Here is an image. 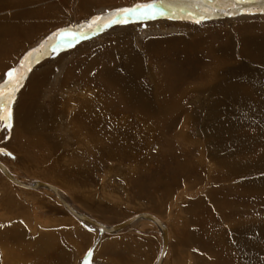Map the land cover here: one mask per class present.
I'll return each mask as SVG.
<instances>
[{
  "label": "rangeland",
  "instance_id": "1",
  "mask_svg": "<svg viewBox=\"0 0 264 264\" xmlns=\"http://www.w3.org/2000/svg\"><path fill=\"white\" fill-rule=\"evenodd\" d=\"M52 1L54 0H34L32 4H35L33 7H38V12H41L45 10L48 4L54 3ZM60 1L61 3L57 6L58 9L55 8L57 12L46 18L39 16L36 12L29 20L22 19V15L19 13L28 10L26 7L22 9V6L18 5L15 9L11 5L12 2L0 4V47L2 52H7L6 54L9 56L7 62L2 61V66H0V88L7 89V85L11 84L15 77L20 81L24 79L35 81L39 75L37 72L40 70L45 71L44 81L47 84H50L51 76L62 72L63 75L58 76L60 85L56 84L55 93H59L58 90L65 85L75 88L84 85L85 90L87 86H85L84 80L90 78L94 73L91 71V67L76 69V66L87 59L86 52L92 51L91 53H93L96 48L101 50L104 47L114 46L112 51L105 50L104 53L96 54L95 58L87 60L88 64L98 63L102 59L108 60L111 56L120 55L121 53L119 54L118 51L125 43L130 47V52H134L133 55L136 56L129 55L140 62L145 60L143 65L145 73L143 76L141 75L140 82L146 87H151L153 84L152 74L147 64L151 60V53L147 50V46L150 41L172 40L174 38L171 37L174 36L179 39L177 45H180L181 48L183 47L180 43V37L185 38L190 44H195L194 51L196 52L202 48L209 49L211 46L212 49L214 46L215 48L212 49L214 52L211 50V53L221 57L223 63L226 62V64L219 73H215L214 76L212 74L213 85L211 90L194 91L195 85L202 80L200 74L191 75V79L190 77L187 78L189 81L191 80L189 83L183 80L179 81L183 84L182 90L178 94V98L182 102L178 107L168 105L161 107L162 118L169 116H174V118L161 125L160 130L162 135L170 140L175 137L182 140L186 139L189 143L187 149L159 146L157 150H153L152 160L147 161L145 163L147 166H144L143 169H141L142 167H135V170L138 171H133L121 161L102 163V160L99 159L101 157L98 155L96 157L97 163L95 162L98 165L93 167L85 163L79 168L72 162V159L67 160L66 154L68 155V152L77 149L79 140L72 137L70 141L69 132L64 135L66 140H62V143L56 140L55 136L51 137L55 125L51 123L48 114V109L51 108L49 106L50 101L45 103L43 99L39 103H42L44 109L42 119L48 125L44 132L46 135L40 132L41 129L34 131L25 128L22 122L20 124L23 127L22 137H8L6 140L0 141V161L23 182L35 183L36 180V182L49 183L59 188L66 196L68 195L80 212L92 216L105 225H118L142 213L156 216L169 229L170 248L164 264H264V53L255 48L260 42V44L264 42V32L262 34L254 33L251 31L255 29L245 30V28H242V31L238 30L236 22L244 19L231 23V21L224 22L211 17L208 21L203 20L201 23H196L195 20L199 18L196 13H204L205 11L200 9L203 6L198 5L194 0L189 3L186 0H164L162 5L156 3V0H123L113 3L94 0L81 4L80 7L84 8L79 10V0ZM179 1L184 2L185 6L188 7L186 9L192 13H185L184 19L181 15L178 16V13L183 14L185 12L182 7L180 8ZM148 3H156L155 18H143L145 14H151L148 9H144L139 14H132L131 16L142 18H129L124 25H131L125 33H121V28L114 24L107 28L101 27L98 31L95 30L97 25H93L92 29L87 28L88 23L95 17L103 15L104 18L101 17L98 22L103 25L108 22L107 18L109 17L122 19L125 14L120 9L134 8L138 4ZM90 4L97 5L91 7ZM210 6L214 5L210 4ZM236 6V10H233L234 8H229V10H233V13H255L250 16H243L249 17L245 20H258L254 22L255 26L257 25L256 22H260L261 18H264V2L261 0H252V2L245 4L237 2ZM215 8L212 10L217 9ZM100 9H106V11L100 14L97 11ZM178 9L182 11L178 12ZM161 11L164 13L163 16L158 14ZM175 20L198 25L200 28L192 30L186 26H176ZM37 22H39V28L35 32L34 38H36L29 40L31 43L29 41L16 43L17 35L22 30L24 32V27L28 26L27 23L35 24ZM133 27L138 30L136 31L139 34V40L131 36L135 33L132 30ZM65 29L74 35H64V37L67 39L73 37L77 40L68 43L65 47L58 45L57 51L51 52L56 56L53 61H42L36 65L38 66L37 69L36 66H31V61L25 60L29 52L33 53V57L30 58L39 56L37 52L40 53V51L34 50L40 49L41 44L45 41H48L47 44H49L52 41L48 39L49 37H54V34L62 33ZM90 31H92L91 35L84 39L83 37ZM81 36L83 39H79ZM124 36H128L129 43L121 39ZM17 46L20 47L18 52L12 55L11 49ZM214 49L221 53H216ZM113 51L116 52L113 53ZM195 59L196 63L192 67L198 65V69L196 67L194 69V73H198L202 67V58L197 59L195 57ZM183 66L181 71L185 72L186 67ZM96 68L98 67L93 68V70L96 71ZM76 70H85V72L90 73H85L82 77L81 73L75 72ZM9 72H16L12 75L13 79L10 77L8 79L7 74ZM69 72L70 75H73L71 80L66 79ZM74 73L80 75H74ZM82 79L84 80L82 81ZM94 82V87H98L97 78L94 79ZM222 86L223 92H218L221 91L219 88ZM246 89H249L250 92H247ZM7 92L5 91V95ZM57 114L61 116L58 111ZM11 118L13 121L10 120V123L17 125L15 123L17 116ZM28 118H24L27 126ZM40 118L36 116L33 119ZM11 127L14 128L12 125ZM44 127L40 128L44 130ZM13 132H17V130ZM25 137L37 139L50 137V141L47 143L56 141L57 144L54 146L59 149V153L51 155L52 157L44 154L47 158H40L41 155H38V151L31 147L32 143H27L31 144L27 145L20 141L21 138ZM42 143L45 142L42 141ZM63 143H66V147L69 148L66 149L62 145ZM197 144L202 147H198ZM91 146L93 149H99L95 148L94 145ZM8 153L12 155L9 156ZM97 159L99 160L97 161ZM53 161L54 163H52ZM216 166L219 169L221 166L223 171L218 172L219 169ZM200 167L204 170L202 173ZM129 177L136 179L133 182H128ZM5 179L0 174V257L2 262L8 252L4 249L7 248L10 251L11 248L21 242V238L24 242H29L35 235L38 236L44 231L43 234H50L51 239H55L50 244L52 247L49 258L51 264H85V262L87 264H156L163 241L161 233L154 223L143 220L118 235L101 234L93 227L73 217L50 191L19 189L18 186ZM190 180H196L201 184L192 188L191 184H187ZM156 184L160 192L165 191V189L168 191L167 187L169 189L172 187V190H169L171 193L166 192V194L157 195ZM163 184L166 185L163 186ZM152 196L156 201H154L155 203L150 202L154 205L148 206L147 199ZM157 197L160 206L156 203ZM200 199L205 201L208 209L211 208V222L205 214H198L195 209H191L192 202ZM224 207L227 208L225 220H223V216L219 215L223 212H217L219 208L224 210ZM157 209L158 211H156ZM241 209L246 210L249 214L257 211V215L254 216L259 218L254 220L248 214L246 215L248 217H241L243 216ZM18 216L19 218H16ZM236 219L242 221L237 222ZM200 220L203 222L200 223ZM253 222H261V224H254L253 227L246 226ZM236 223L242 224L241 226L244 228L238 229L241 227L239 224L237 226ZM211 225L218 226L215 232L217 238L215 239L221 247H214L210 242L206 246H203L202 243H199V246L197 243L194 245L193 234L195 235L197 232L201 234L204 227L210 228ZM15 235L20 240L16 241ZM200 239L202 240L199 241L204 240L202 237ZM205 239H208L207 232ZM211 241L215 242L214 240ZM24 242L19 245H23ZM223 245L228 249H225L227 257L223 255ZM55 247H60V250L58 249V251ZM53 248L56 249V252ZM18 252L20 253V250ZM54 252L56 255H53ZM89 252L92 253L91 257L88 255ZM230 253L232 256H229ZM30 255L32 256V254ZM10 262L11 260L8 258V263L5 262V264H11Z\"/></svg>",
  "mask_w": 264,
  "mask_h": 264
},
{
  "label": "bare ground",
  "instance_id": "2",
  "mask_svg": "<svg viewBox=\"0 0 264 264\" xmlns=\"http://www.w3.org/2000/svg\"><path fill=\"white\" fill-rule=\"evenodd\" d=\"M33 1L34 0H0V4H6V3L12 2L11 5L15 9L18 5L22 6V9H23V7H26V9H28V10H25V11L23 10L19 13H20V15H22V19L29 20L31 17H33V15H35L36 12H38V7H33V5L35 6V4H32ZM46 1H48V0H46ZM93 1L94 0H79L78 10L84 8V7L83 8L80 7L81 4L86 3V2H93ZM100 1L105 2V3H113L115 1L121 2L123 0H104V1L100 0ZM186 1L189 3L191 0H186ZM194 1H196L198 3V5L203 6V8H200V9H204V11H205V9H210V10L205 11L204 13L203 12L196 13V16L199 18H201V16H206V19H204V21L205 20L208 21L209 18H211V17H214L217 20H223L224 22H230L231 21V23L233 21L236 22V20L244 19L240 22H236L237 23L236 28L238 30L242 31L243 30L242 28H245V30L246 29L247 30L248 29L249 30L255 29V30L251 31L254 33L262 34L264 32V18H261L260 22H256L257 25L255 26L254 22L258 21V20L249 21V20H245L249 17H247V18L243 17V16H247V15L250 16L253 12H249L247 14H244V12L233 13V10H236L237 6H235V8L233 10H229V8L226 7L224 4L210 6V4H205L204 0H194ZM52 2H54V3H50V4H48V6L46 4L47 7L45 8V10L38 12L37 14L43 18H46V17L52 15L54 12H57L55 10V8L58 9L57 6H59L61 1L60 0H54ZM179 3H180V8L182 7V9L185 12L183 14L178 13V16L181 15L182 19H184L186 16L185 13L192 14L189 12L188 9H186L188 7L185 6L184 2L179 1ZM94 5H97V4H94ZM94 5L90 4L91 7H93ZM192 5H194V4H192ZM239 5H238V7H239ZM256 6H258V5H256ZM213 8H215L216 10H212ZM97 11L100 14H102L106 11V9H100ZM181 11L182 10L178 9V12H181ZM81 12H82V10H81ZM225 12H229L230 14L225 15L224 14ZM193 14H194V12H193ZM214 14H215V16H214ZM253 14H255V13H253ZM102 16L103 15H101L100 17H102ZM102 18H104V17H102ZM129 18L137 19V18H142V17L130 16ZM113 19H116V17H114ZM107 20H108V18H107ZM132 22H134V21H132ZM175 23H176V26H180V27L186 26L192 30L194 28H200V26H198V25L190 24V23H187L184 21H178V20L176 21L175 20ZM38 24H39V22H37L35 24L27 23L28 26L24 27L25 28L24 32L22 30L17 35L18 39H17V42L15 39V42L19 43L20 41H22V43L23 42L26 43L29 40H32L34 38V36H36L35 32H37V29L39 28ZM124 24L125 23H116L114 25L118 28H121L120 29L121 31L119 30L121 33H125L127 30H129V27L131 24L130 25H124ZM134 26H136V25H134ZM136 27H138V26H136ZM136 27H133L132 30L135 33L131 34V36H133L134 38H137L136 40H139V38H138L139 34L137 32L138 30L134 29ZM91 32L92 31L87 33L84 37L81 36L79 39H83V38L87 39L88 36L91 35ZM71 34L72 33L70 31V33L68 35L70 36ZM127 37L128 36H124V37H121V39H124L127 41V43H129L130 41H128ZM176 37L175 36L171 37V38H174L172 40L171 39L170 40H155V41L149 40L150 43L147 46V50L151 53L150 54L151 60L147 64L149 65V69H150V72L152 74V83L153 84L151 85V87H146L143 83L140 82L141 75L143 76L145 73L143 70V65L145 63V60L142 59V60H144L143 62H140L137 59L135 60L133 58L134 56H136V55H133L135 53L130 52V50H129L130 47H128V45L126 43L123 44L122 48L118 51L119 54L121 53L120 55L111 56V58H109L108 60H104V59L100 60L99 59L100 61L98 63L88 64L87 60L95 58L96 54L100 55L101 53H104L105 50L112 51L114 49V46L104 47L101 50H98L96 48L95 49L96 51L93 53H91L92 51L86 52L87 55L85 54V56H88L87 59L83 60L82 63H80L79 65L76 66V69H87V68L91 67L92 68L91 71L94 73L93 75H91L90 78L85 79V80L82 79V81L84 80L85 86H87L85 88V90H84V85L81 86V83L79 82L81 87L75 88L74 86L70 87V86L65 85V86H61V88L58 90V91H60L59 93H55L56 84L60 85V78H58V76L60 74L63 75L62 72H59L58 74H56L54 76H51L50 77V84H47V82L44 81L45 71H40V70H39V72H37L39 75L37 76L35 81H33V80L30 81V79L21 80L20 86L15 90L14 99L12 100V102L9 106L10 111H11V117L13 116V118H14L15 116H17V120H16L17 122H15V123L21 128L16 127L17 125L13 124L12 122H11V125L14 126V128L11 127L10 129H7V128H4L3 125H0V139H1L0 141L6 140L8 137H11V138L12 137H15V138L22 137L21 134H22V128L23 127L20 126V124L22 122H23L22 124L24 125L25 128H30L34 131H39L41 129L40 132L45 134L44 132H45V129L48 128V125L46 123H44V121L42 119V116L44 115V109H43L42 103H39L40 100L43 99L45 101V103H46V101H48V103L50 101L49 106H51V108L48 109V114L50 116L51 123H53L55 125V130L51 133V137L55 136V138H57L56 140H58L60 142L62 140L65 141L66 137L64 135L69 132L70 137H71L70 141L72 140V137H76L77 140H79L77 143V149L71 150L70 152H68V155L66 154V156H65L67 158V160L72 159V162L74 164L78 165L79 168H81L85 163L88 166L90 165L92 167L98 165V164H95L96 157L98 155L101 157L99 159L102 160V163L103 162L106 163V161L107 162L108 161L109 162L121 161L127 167H129L130 169H132L134 171L135 167H142L141 169H143L145 166V163L147 161L152 160L151 154L153 153V150L154 149L157 150L159 148V146H168V147H174V148L178 147L179 149L186 150L187 145L189 144L188 141H186V139L182 140L178 137H175V138H172L170 140L168 138H165V136L162 135V132L160 130L161 125H163L165 122H167V120H173L174 116L162 118L161 114H160V109L162 106H165V105H168L171 107H176V106L178 107V105H180V102H182V100L180 98H178V94H179V91L182 90L183 84L180 83L179 81L183 80V81H187L189 83L191 80L189 81L187 78H189L191 75L196 76V75L200 74L202 77V80H200L197 83V85H195V87L193 88L194 91L200 92V91L211 90V86L213 85L212 77L214 76L215 73H219L220 70L223 69V66H225L226 62L223 63V59L221 57L217 56L214 53H211L213 51L212 49L215 48L213 46V48L211 49V47H212L211 45L213 43L210 45L211 47L209 49H203L202 48L199 51L197 49L198 52H196V51H194L195 44H190L185 38L180 37V40H181L180 43L182 44V47H183V48H181L180 45H177L179 43V39ZM70 38L71 39H67V37H64L65 42H64V45H62L63 47H65L68 43H73V41L77 40V38H75V39H73V37H70ZM100 38H102V37H100ZM214 40H215V38H214ZM53 42H54V40L49 42V44H46L45 45L46 48H44L45 50L42 49V50H40V53L37 52L39 55L38 56L39 57L38 62H35L33 58H29V61L32 62L31 66L32 65L36 66V65L40 64L42 61H47V60L53 61L55 59L56 56L51 53L52 49L48 46ZM209 42H211V41H209ZM29 43H31V41H29ZM260 43L255 48L257 49V51H258V49H260L262 51V53H264V42L262 44H260ZM218 44H216V45H218ZM199 46H201V45L199 44ZM202 46H203V44H202ZM19 48L20 47L17 46L14 49H11L12 53H13L12 55H15V53L18 52L17 50ZM110 48H111V50H109ZM115 52L116 51H113V53H115ZM215 52L218 53L220 51L217 52L215 50ZM6 53L2 52V48L0 47V66H2V61L7 62V60L9 59V56ZM129 54H132L133 57ZM195 57H197V59L202 58V67L199 69L198 73L197 72L194 73V69H195V67L198 69V65L194 66V68L192 67V65L196 63ZM83 58H84V55H83ZM136 58H138V57H136ZM253 58H254V56H253ZM255 58H256V56H255ZM138 59H140V58H138ZM96 61H98V60H96ZM146 62H147V60H146ZM198 62H199V60H198ZM183 65L186 67L185 72L181 71V67ZM95 67H98V68H96V71H94L95 69L93 70V68H95ZM145 67H146V65H145ZM32 68H34V67H32ZM36 68L38 69V66H36ZM72 69H73V67H72ZM75 72L81 73L82 77H84L85 73H88V72H85V70L84 71L83 70H76ZM13 73L15 74L16 72H13ZM212 74H213V76H212ZM74 75H80V74L74 73ZM86 76H85V78H86ZM10 78L13 79L14 77L12 76ZM33 78H35V77H33ZM72 78H73V75H70V72H69L67 74L66 79L71 80ZM95 78L98 79V83H99L98 87H94V83H95L94 79ZM12 79H10V80L12 81ZM17 79L18 78L15 77L13 82ZM190 79H191V77H190ZM195 79H196V77H195ZM195 79H193V80H195ZM257 79H258V76H257ZM260 80H262V79H260ZM38 81H39V83L37 84ZM78 81H80V80H78ZM8 85H10V84H8ZM8 85L6 87L7 89H8ZM185 87L188 88L187 86H185ZM214 88H212V89H214ZM7 89H5L4 92L5 91L7 92ZM219 90H221V91H218V92H223V86L221 88H219ZM246 90H247V92H250L249 89H246ZM79 91L81 92L80 94L78 93ZM212 91H214V90H212ZM8 95H9V92L6 93L5 97L7 98ZM247 95H249V93H247ZM35 100L37 101V103ZM8 111H9V109L5 110V117L8 116ZM57 111L61 114V116L57 114ZM34 115H35V117L38 116L41 118L34 120L35 119ZM68 115H69V117H68ZM31 116H33L34 119L31 118ZM66 116H67V119H66ZM27 117H29L28 118V122H29L28 126L25 122L26 121L25 119ZM23 119H24V121H23ZM11 120H12V118H11ZM66 121H67V123H66ZM42 126H45L44 130H43V128H40ZM14 130H17V132H13ZM49 138L48 139L47 138L37 139V138L25 137V138H21L20 141H22L23 144L32 143L31 147L35 148V150L38 151V155H41L40 158H45L46 155L51 156V155L59 153V149L54 146L55 144H57L56 141L51 142V143H47V141H50ZM41 140L44 141L45 143H42ZM27 145H31V144H27ZM62 145H64V147L66 149L69 148V147H66L67 146L66 143H63ZM91 145H94L95 148L97 147L99 149H93V147ZM197 146L199 147L201 145L197 144ZM198 147H197V149H198ZM44 154H46V155H44ZM192 158H194V157H192ZM99 159H97V161ZM48 160H46V161H48ZM190 161H192V160H190ZM140 162H142V165H140ZM52 163H54V161ZM190 166H192V165H190ZM216 167H217V169H219L218 166H216ZM199 169L201 170V173L204 171L201 167ZM221 169H223V168L220 166V169L218 172L223 171ZM186 170H188V169H186ZM135 171H138V170L136 169ZM5 172L10 173V175L14 178V180L19 182L21 185L13 182L12 179H10L6 175ZM0 174H2L6 179H8V181H10L11 184L13 183V185L18 186L19 189H21V188L27 189V190H37V189L43 190L44 189V190L50 191L51 193H53L54 197L57 198L59 200V202L66 208V210L71 215H73V217H75L76 219L81 221L79 218H77L73 214V212H75V213H78L80 215L85 216L88 220H91V221L93 220L96 224H99L96 226V225L92 224L90 221H87V220L81 221L84 224L93 227L95 230H97L101 234L118 235L120 233L125 232L126 230L131 229L136 223H138L139 221H143V220L150 221V222L154 223L155 225H157V223L154 220L146 219V218L136 219V220L130 222L128 225L123 226V227H121V225L123 223H125L126 221L122 222L118 225H113V226L105 225V224L97 221V219L93 218L92 216L87 215L83 212H80L78 210V208L71 202L68 195L66 196L62 190H60L59 188H57V187H55L49 183H45V182H41V181L36 182V180H35V183H29V182H25V181L23 182L18 177H16L12 173V171L7 166H5L1 161H0ZM134 179H136V178L129 177L128 182H133V181H135ZM159 181H160V179H159ZM221 181H223V180H221ZM177 182H175V184H177ZM187 184H191L192 188H194L195 186L200 185L201 183H198L196 180L195 181L190 180V181H188ZM9 185H10V183H9ZM46 185L50 186V188H48ZM165 185L166 184H163V186H165ZM156 188H157V190H156L157 195L158 194L163 195V193L166 194V192L171 193L170 191L172 190V187H170V189L167 187L168 191H166V189H165V191L160 192V189H158V185ZM164 197H166V196H164ZM220 198H222V197H220ZM9 200H10V198H9ZM152 201L153 202L156 201V199L153 198V196L151 198L147 199V202H149V203H147V205L148 206L154 205L153 203H150ZM64 202H66L70 207H67L66 205H64ZM156 203L158 204V206L161 205L159 203V198H158ZM191 209H195L196 213H198V214H202V215L205 214L207 219H209V222L212 221L210 219V216L212 215V213H211L212 211H210L211 208L208 209V206L205 205V201L203 199H200L199 201L197 200V201L192 202ZM224 210L222 208H219V210L217 211V212H223V213L219 214L220 216H223V220L226 219L227 208L224 207ZM241 210L243 213V216H241V217H244V218L248 217V216H246L248 214V215H251L252 219H254V220L259 218L257 216L256 217L254 216L257 211L253 212L252 214H249L246 210H244V209H241ZM156 211H158V209ZM10 212H12V211H10ZM138 215H149L151 217H154V218L160 220L156 216H154L152 214H148V213H142V214H138ZM138 215H135V216H138ZM16 218H19V216ZM131 218H133V217H131ZM131 218H129L128 220H130ZM236 220H237V222L242 221V220H238V219H236ZM26 221H28V220H26ZM190 221H191V219H190ZM194 222H195V220H194ZM202 222L200 220V223H202ZM239 223H236V225ZM30 224H32V223H30ZM162 224L165 227V230L167 232V238H168V247H167L165 255L161 261V264H164L166 257H167V254L169 252V248H170L169 247L170 236H169L168 227L163 222H162ZM254 224H261V222L260 223L253 222V223H248L247 225L246 224L245 225L247 227H253ZM239 225H240L239 227H241V228L237 227L238 229L244 228L241 226L242 224H239ZM101 227H104V229H102ZM114 227L115 228L120 227V228L118 230L109 232V229L114 228ZM217 227L218 226L215 227V226L211 225L210 228H208L206 226V227H204V230L201 232V234L196 231L198 233V235H197V233L195 235L193 234L194 245H196V243H197V245L199 246V243H202L203 246H206V244L209 245V242H210V244H213L212 246L220 248L221 246L219 245L218 241L215 239V238H217V235L215 234ZM157 228L160 231L161 236H162L163 244H162L161 248L163 249L164 240H165V238H164L165 233L159 228L158 225H157ZM43 232L38 234V236L35 235L31 239L32 241L30 240L29 242L28 241L24 242L23 239L21 238V242H19L16 246L11 248L10 251L7 248L4 249V250H7L8 252L6 253V258L3 259L4 263L2 262V259L0 257V264H5V262L8 263V258L11 260V262H10L11 264L12 263L13 264H51L49 258H50V252H51L50 250L52 249V247H50V244L55 239H53V238L51 239L50 234H49L50 235L49 236V235L43 234ZM206 232H207V238L208 239H205ZM53 237H55V236H53ZM201 237L204 239L203 241H199V240H202V239H200ZM14 239H16V241L20 240V238H18L17 235L14 236ZM211 240H214L215 242H213ZM16 241L14 240V242H16ZM23 242H24L23 245H19L20 243H23ZM119 244H120V242H119ZM8 246H10V245H8ZM55 248H53V249H55ZM56 249L60 250V247L56 248ZM56 249H55V252H56ZM162 249L160 250V254H161ZM225 249L228 250L223 245V255H225L227 257V255H226L227 253H225ZM19 250H20V253L18 252ZM55 252L53 255H56ZM30 254H32V256ZM160 254H159V257H160ZM229 256H232V254L230 253ZM13 260H14V262H12ZM157 262H158V260H157ZM157 262H156V264H157ZM52 263H53V261H52Z\"/></svg>",
  "mask_w": 264,
  "mask_h": 264
},
{
  "label": "snow or ice",
  "instance_id": "3",
  "mask_svg": "<svg viewBox=\"0 0 264 264\" xmlns=\"http://www.w3.org/2000/svg\"><path fill=\"white\" fill-rule=\"evenodd\" d=\"M237 2H243V3H248V2H252V0H204L205 4H213L215 5H220V4H224L226 7L228 8H235L236 3ZM261 2H264V0H261ZM156 3L159 4H163L164 0H156ZM156 3H148V4H144V5H136L134 8H124L121 9L120 11L122 13H124V17L122 19H113L112 17L108 18V22L104 23L103 25H100L98 22L100 21L101 17H95L90 23H88L87 28L88 29H92L93 25H97L95 30H99L101 27L103 28H107L109 27L111 24H116V23H126L129 19V17L132 14H139L141 13L144 9H148L150 10L151 14H145L143 16L144 19H154L156 12H155V7H156ZM205 11H207V9H205ZM159 15L163 16L164 13L161 11L158 13ZM225 15L230 14L229 12H225ZM204 19H206V16H201V18L196 19L195 22L196 23H201ZM68 30L65 29L63 30L62 33H56L54 34V37H49V40H54L53 43H51L50 45H48L52 51L56 52L58 45H63L64 44V35H68ZM71 35H74V33H72ZM48 43V41H45L44 43L41 44L40 49H36L34 51H40L42 49L45 48V45ZM30 57H33V53L29 52L28 55L25 57V60H29ZM35 62H38L39 57L36 56L33 58ZM9 77H12L13 73L9 72L7 74ZM20 79L15 80L12 84L8 85V92L9 95L7 96V98L5 97V92L3 88H0V125H3L4 128L10 129L11 128V111H10V104L12 102V100L14 99V92L15 90L20 86ZM9 109L8 111V116L5 117V110ZM9 156H11V153H8ZM89 257H91L92 253L89 252L88 253ZM85 264H87V262H85Z\"/></svg>",
  "mask_w": 264,
  "mask_h": 264
},
{
  "label": "water",
  "instance_id": "4",
  "mask_svg": "<svg viewBox=\"0 0 264 264\" xmlns=\"http://www.w3.org/2000/svg\"><path fill=\"white\" fill-rule=\"evenodd\" d=\"M24 70V69H23ZM8 77V79H9V76H7ZM6 173V175L10 178V179H12V181L13 182H15L16 184H19V185H21L19 182H17L16 180H14V178L10 175V173H8V172H5ZM47 186V185H46ZM48 188H50V186H47ZM56 190V189H55ZM64 205H66L67 207H70L66 202H64ZM73 214L77 217V218H79L81 221H85V220H87V221H90L92 224H94V225H99V224H96L93 220L91 221V220H88L85 216H83V215H80V214H78V213H75V212H73ZM139 218H146V219H152V220H154L156 223H157V225L159 226V228L165 233L164 235V238H165V240H164V245H163V249H162V251H161V254H160V257H159V259H158V262H157V264H161V261H162V259H163V257H164V255H165V252H166V250H167V247H168V238H167V232H166V230H165V227H164V225L162 224V222L160 221V220H158V219H156V218H154V217H151V216H149V215H138V216H135V217H133V218H131L130 220H128V221H126L125 223H123L122 225H121V227H123V226H126V225H128L130 222H132V221H134V220H136V219H139ZM102 229H104V227H101ZM120 227H114V228H111V229H109V232H112V231H115V230H118Z\"/></svg>",
  "mask_w": 264,
  "mask_h": 264
}]
</instances>
